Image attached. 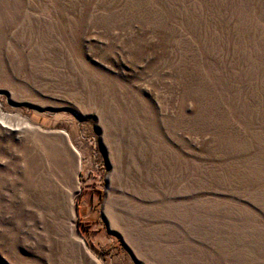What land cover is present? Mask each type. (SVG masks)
I'll return each instance as SVG.
<instances>
[{
  "label": "rangeland",
  "instance_id": "rangeland-1",
  "mask_svg": "<svg viewBox=\"0 0 264 264\" xmlns=\"http://www.w3.org/2000/svg\"><path fill=\"white\" fill-rule=\"evenodd\" d=\"M0 264H264V0H0Z\"/></svg>",
  "mask_w": 264,
  "mask_h": 264
}]
</instances>
